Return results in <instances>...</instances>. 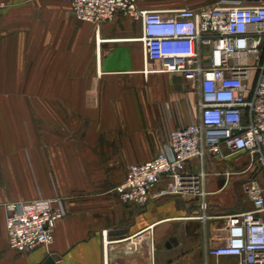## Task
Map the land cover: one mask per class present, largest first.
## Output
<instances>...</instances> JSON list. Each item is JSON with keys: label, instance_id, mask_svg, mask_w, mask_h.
<instances>
[{"label": "crops", "instance_id": "1", "mask_svg": "<svg viewBox=\"0 0 264 264\" xmlns=\"http://www.w3.org/2000/svg\"><path fill=\"white\" fill-rule=\"evenodd\" d=\"M0 5V264H44L51 256V264H234L207 251L226 243L221 217L251 209L244 182L256 176L264 188L246 155L187 163L206 174L214 218L205 225L193 218L196 200L135 206L114 192L129 165L166 149L169 133L198 114L196 85L145 58L141 23L121 14L99 26L79 22L61 0ZM55 196L68 214L55 223L49 249L12 250L6 206Z\"/></svg>", "mask_w": 264, "mask_h": 264}, {"label": "built area", "instance_id": "2", "mask_svg": "<svg viewBox=\"0 0 264 264\" xmlns=\"http://www.w3.org/2000/svg\"><path fill=\"white\" fill-rule=\"evenodd\" d=\"M63 1L79 22L99 26L117 14L139 21L145 58L196 85L197 120L171 131L166 149L149 161L129 165L114 192L121 203L135 206L168 196L196 200L199 214L193 218L205 225L214 218L207 215L206 174L202 166L189 169L188 162L244 154L248 169L264 174V5L215 0L194 8L144 10L138 0ZM162 182L165 187L156 190ZM242 190L251 209L221 217L226 243L207 255L264 264V188L254 176ZM67 214L59 196L7 205L9 247L19 253L49 249L55 223Z\"/></svg>", "mask_w": 264, "mask_h": 264}, {"label": "rangeland", "instance_id": "3", "mask_svg": "<svg viewBox=\"0 0 264 264\" xmlns=\"http://www.w3.org/2000/svg\"><path fill=\"white\" fill-rule=\"evenodd\" d=\"M214 1L215 0H139L138 3L141 2L148 9H180L199 7ZM246 159L247 158L243 157L241 161L245 163ZM254 168L253 171L258 170L257 167Z\"/></svg>", "mask_w": 264, "mask_h": 264}, {"label": "water", "instance_id": "4", "mask_svg": "<svg viewBox=\"0 0 264 264\" xmlns=\"http://www.w3.org/2000/svg\"><path fill=\"white\" fill-rule=\"evenodd\" d=\"M56 259H57V257L51 256L44 264H51Z\"/></svg>", "mask_w": 264, "mask_h": 264}]
</instances>
